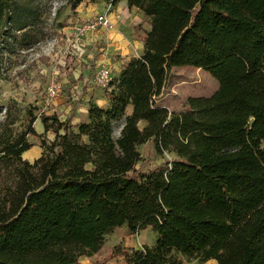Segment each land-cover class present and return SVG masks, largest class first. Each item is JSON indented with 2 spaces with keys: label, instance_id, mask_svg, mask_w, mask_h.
<instances>
[{
  "label": "trees",
  "instance_id": "obj_1",
  "mask_svg": "<svg viewBox=\"0 0 264 264\" xmlns=\"http://www.w3.org/2000/svg\"><path fill=\"white\" fill-rule=\"evenodd\" d=\"M40 2L0 0L1 61L27 45ZM127 2L150 28L142 54L106 89L108 105L90 101L77 131L43 117L56 137L34 162L23 154L37 117L19 133L0 122V264H264V0ZM182 66L206 70L219 86L170 112L157 98ZM147 142L175 158L141 170L137 147ZM123 226L151 227L157 238L81 261Z\"/></svg>",
  "mask_w": 264,
  "mask_h": 264
},
{
  "label": "rangeland",
  "instance_id": "obj_2",
  "mask_svg": "<svg viewBox=\"0 0 264 264\" xmlns=\"http://www.w3.org/2000/svg\"><path fill=\"white\" fill-rule=\"evenodd\" d=\"M40 3L44 12L32 29L33 32L27 35V45L5 57L3 62L0 60L3 63L0 71V122L5 121V127L10 126L14 133H19L28 128L32 117H37L32 126L38 135L28 136L32 147L23 154L30 162L43 154L42 142L51 143L56 137L57 126L51 120L49 124L53 125L46 130L43 117L56 116L77 131L74 126L87 119L90 101L100 106L108 105L106 89L94 82V75H86L87 70L91 72L95 69V59H91L92 56H99L96 54L103 52L105 47L114 58L121 60L119 51L114 47L118 43L116 37L107 39L104 46L102 43L99 47L101 50L98 48L97 53L88 45L74 43L76 25L105 12L109 5L107 1L84 0L76 8H73L72 0H41ZM146 23L149 24L147 18H144L142 24L134 23L129 30L133 37L129 38V45L132 42L135 44V41L144 36L149 27ZM53 82H60L63 88L57 96L50 97L46 89ZM218 86V81L204 69L193 66L175 67L157 98V104L167 107L170 112H183L190 97L210 96ZM9 123L11 124L8 125ZM122 126L123 121L116 124L115 138L120 136ZM139 126L143 128L144 123ZM137 148L141 154L137 167L141 170H152L175 158L172 152L158 154L148 142ZM156 238L157 233L151 227L136 234H132L126 226L119 227L106 235L99 252L91 257L83 256L81 260L86 263L102 260L110 256L117 246L140 248L145 244L152 245ZM184 264L218 263L214 259L205 263L193 259Z\"/></svg>",
  "mask_w": 264,
  "mask_h": 264
},
{
  "label": "crops",
  "instance_id": "obj_3",
  "mask_svg": "<svg viewBox=\"0 0 264 264\" xmlns=\"http://www.w3.org/2000/svg\"><path fill=\"white\" fill-rule=\"evenodd\" d=\"M107 10L108 7L106 8V11ZM136 14H138V16H135ZM108 15L112 20V26L106 29H101L98 32L88 33L86 35V38L82 40V45H88L89 48H92L95 52H98V48L102 46V43L104 46L107 44V39H113L116 37L118 43L114 44V47H116V49L119 51L118 54L121 56V60L114 58L113 55L108 52L107 48L103 47V52H101L100 54H98L97 52V54L95 53L99 56H92L93 58L91 59H95V69L91 72L87 70L86 75L91 74V76H93L98 70L99 64L104 61L112 68L115 77L119 74L123 64L128 61L130 57L141 55L143 52L144 45L142 38H139V41H135V44L134 42H132L133 44L129 45V38H133L129 30L132 28L133 25H135V22L138 24H142L144 18L147 17L138 8L130 7L127 0H121L120 2L116 3L113 8L109 11ZM147 25H149V27L146 28V30L150 28V24ZM99 49L101 50V48ZM122 58H125V60ZM85 63L88 62L85 61ZM141 123L145 122L141 121Z\"/></svg>",
  "mask_w": 264,
  "mask_h": 264
},
{
  "label": "built area",
  "instance_id": "obj_4",
  "mask_svg": "<svg viewBox=\"0 0 264 264\" xmlns=\"http://www.w3.org/2000/svg\"><path fill=\"white\" fill-rule=\"evenodd\" d=\"M108 4L107 11L97 14L93 18H89L86 21L76 25L74 30V43L76 45L82 44V40L88 33L98 32L101 29H106L112 26V20L108 13L113 8L114 4ZM113 78L114 74L112 68L106 62H101L98 66V70L94 74V82L107 89ZM62 88L63 86L60 82H53L47 87L46 93L50 97H55L62 91Z\"/></svg>",
  "mask_w": 264,
  "mask_h": 264
}]
</instances>
